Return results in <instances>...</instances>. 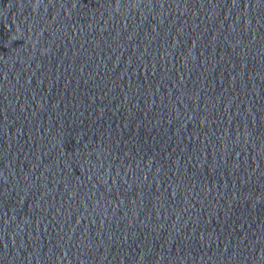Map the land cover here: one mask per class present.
<instances>
[{
  "label": "water",
  "instance_id": "1",
  "mask_svg": "<svg viewBox=\"0 0 264 264\" xmlns=\"http://www.w3.org/2000/svg\"><path fill=\"white\" fill-rule=\"evenodd\" d=\"M0 264H264V0H0Z\"/></svg>",
  "mask_w": 264,
  "mask_h": 264
}]
</instances>
